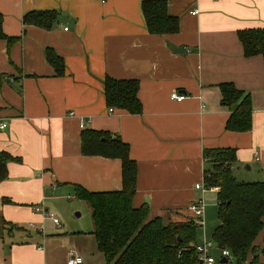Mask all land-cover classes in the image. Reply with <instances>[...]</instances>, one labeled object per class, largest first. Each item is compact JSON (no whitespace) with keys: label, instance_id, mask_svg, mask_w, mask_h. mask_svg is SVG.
<instances>
[{"label":"crops","instance_id":"0c3cea01","mask_svg":"<svg viewBox=\"0 0 264 264\" xmlns=\"http://www.w3.org/2000/svg\"><path fill=\"white\" fill-rule=\"evenodd\" d=\"M165 1L180 22L177 34L149 33L146 0H0L3 32L16 39H0V123L8 125L0 131V152L20 161L9 163L0 185V231L8 232L6 238L0 232V264H67L70 251L81 256L82 240L94 237V228H34L47 220L37 209L78 200L76 185L90 192L122 189L120 160L83 155L85 130L129 145L137 163L133 207L148 206L149 221L194 220L186 219L189 206L209 193L195 188L204 183L205 150L235 149L234 175L264 182V59L246 58L238 37L264 28V0ZM34 11H57L58 19L50 30L24 25ZM47 50L64 61L63 76L48 62ZM107 77L139 81L142 114L109 111ZM223 84L251 96L250 132L226 130L231 112L221 104ZM173 93L186 99L173 100ZM217 192H210L216 203ZM207 208L199 243L209 241ZM255 245L264 247V231Z\"/></svg>","mask_w":264,"mask_h":264},{"label":"trees","instance_id":"16d2710c","mask_svg":"<svg viewBox=\"0 0 264 264\" xmlns=\"http://www.w3.org/2000/svg\"><path fill=\"white\" fill-rule=\"evenodd\" d=\"M146 26L150 34H177L180 22L168 14L165 0L146 1ZM58 19L57 11H34L23 18L24 25L50 30ZM0 39L12 43L2 29ZM239 40L244 56L264 59V28L240 31ZM47 60L57 76L65 74L64 61L52 50ZM221 104L230 110L226 130L235 133L250 132L253 127L251 96L233 84H223ZM137 80L104 81L106 104L113 110L131 115L142 114ZM81 150L85 156L118 159L122 163V189L114 192H90L76 185V198L85 202L92 212L93 235L98 251L107 264H201L196 250L198 227L193 220L165 225L161 218L148 221L149 208L133 207L137 189V163L130 157V147L119 137L107 132L85 130L81 135ZM204 182L208 188H218L219 225L212 235L218 249L232 253L236 264H260L264 247L255 245L264 231V182L246 183L237 180L233 168L237 151L232 148L204 151ZM20 162L7 152H0V185L8 179V165Z\"/></svg>","mask_w":264,"mask_h":264},{"label":"rangeland","instance_id":"374dc122","mask_svg":"<svg viewBox=\"0 0 264 264\" xmlns=\"http://www.w3.org/2000/svg\"><path fill=\"white\" fill-rule=\"evenodd\" d=\"M235 177L237 178L238 181L245 182L241 176L235 175ZM205 203L208 206L207 219H206L207 222L206 234L209 241L212 242V233L220 223L217 216L218 208H217L216 198L213 195V193L209 192L206 195ZM48 212L53 213L59 219L61 223V227L55 226L51 220L47 219L46 223L43 225L45 232H52L55 229H63V230L84 231L85 233H88L92 231V229L94 228L92 222L91 208L85 202H82L80 200H75L73 197L70 200L64 199L63 201L54 202V204L50 205ZM191 215L193 214L190 213V216L186 215V219L190 220L189 218L191 217ZM191 218H193V216ZM37 226L42 227L40 226V224L38 225L34 223V228ZM31 229L32 228H29V231L33 233L34 230ZM8 230L12 232L15 230V227L8 226ZM203 231L204 230L201 228L198 229V241L203 240V235H204ZM0 232H2V236H4L2 238H6V236H8L6 235V233L8 232L5 231L4 229H1ZM86 237L87 238H84V240H82L80 244V246L83 249V251L80 253L83 260L85 261V264H107L104 256L97 249L95 237L90 236L89 234H87ZM5 242L7 243L8 241L6 240ZM212 257L215 260H219L221 257V253L219 249H217L216 247L212 251Z\"/></svg>","mask_w":264,"mask_h":264},{"label":"built area","instance_id":"2783aa9c","mask_svg":"<svg viewBox=\"0 0 264 264\" xmlns=\"http://www.w3.org/2000/svg\"><path fill=\"white\" fill-rule=\"evenodd\" d=\"M102 2H104L105 0H101ZM146 1H150V0H146ZM193 15L198 14V11H194L192 13ZM171 98L173 100L176 101H183L186 99L185 95H178V93H173L171 95ZM109 111L111 113L114 112L113 109H109ZM84 124V123H83ZM8 125L6 123H0V131H3L5 129H7ZM197 191H200L202 194H206L208 192H213L215 190H217V188H208L206 187L205 183H201V184H197L195 186ZM37 211H41L45 217V219H49L51 220L57 227H61V223L59 221V219L53 214V213H49L48 211H46L44 208H39L37 209ZM189 211L194 215V222L196 223V225L201 228V229H205V213H206V203L204 201V199H201L199 201H197L196 203H192L189 206ZM33 227V225H31ZM43 229V226H42ZM214 247L213 242H209L207 240H204L203 242L197 244L196 246V250L199 254V260L201 264H221V261L223 259L227 260V264H236L234 261V258L232 256V253L227 250V249H220V253H221V257L219 260H215L212 255H211V249ZM84 260L83 258L76 253L75 251H70L69 253V258L67 261V264H83Z\"/></svg>","mask_w":264,"mask_h":264},{"label":"water","instance_id":"95a60500","mask_svg":"<svg viewBox=\"0 0 264 264\" xmlns=\"http://www.w3.org/2000/svg\"><path fill=\"white\" fill-rule=\"evenodd\" d=\"M171 49L174 51V52H181V51H183L184 49H182V48H175V47H171ZM221 264H227V260L226 259H223L222 261H221Z\"/></svg>","mask_w":264,"mask_h":264}]
</instances>
